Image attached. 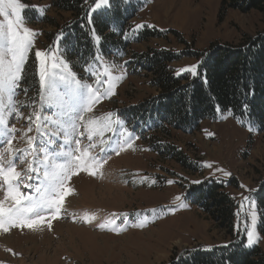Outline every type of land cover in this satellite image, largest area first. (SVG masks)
Returning <instances> with one entry per match:
<instances>
[{
  "label": "rangeland",
  "instance_id": "obj_1",
  "mask_svg": "<svg viewBox=\"0 0 264 264\" xmlns=\"http://www.w3.org/2000/svg\"><path fill=\"white\" fill-rule=\"evenodd\" d=\"M46 3L30 1L29 6H38L46 11L41 14L37 7H29L36 16L33 21L25 18L27 27L40 33L35 37L26 66L28 73L33 75L36 50L52 48L55 55L63 59L59 45L61 39L56 40L59 33L48 24H40L43 15L58 21L61 19L54 9L46 7ZM123 4L135 16L129 17L122 29L117 31L121 35L129 25L131 31L127 33V40L131 43L104 54L107 61H114L119 66L116 74L122 78L116 84L115 94L101 99L93 106L92 112L84 114L85 122L90 119L103 120L112 114L114 131L104 133L108 143L101 145L99 138H94L97 147L91 150L92 155L97 157L110 156L101 170L103 177L90 176L86 172L72 176L69 185L74 193L66 198V213L60 219L51 221V230L44 227L38 231L13 229L9 233H0V264H171L187 252L224 246L231 241L225 231L191 202L194 192L190 189L193 186L211 181H235L237 188H229L227 192L238 203L243 201L244 213L239 215L241 222H244V201H253L244 198L256 193L264 184V131L258 133L253 129L250 132L248 126L241 125L228 113L218 115L212 121H202L196 132L183 133L170 129L168 136L158 137L179 147L195 163V173L184 170L173 161H163L148 151L147 138L158 139L155 130L151 129L154 117L137 120L136 126L129 125L125 119L128 108L154 98L158 93L148 85V73L136 74L133 63L129 62L130 54L160 48L175 53L186 50L201 53L210 44L235 47L247 37H254L262 31V14L256 10L228 9L221 15L222 0H129ZM25 10L27 7L23 12L24 17ZM105 10L97 9L92 16ZM68 16L61 15L62 18ZM137 24L144 25L141 29L156 30L165 36L137 42L136 34H132ZM174 32L180 37H175ZM194 64H197L196 59L185 57L171 66L176 74V70ZM81 78L96 87L94 78H90L85 71ZM106 91V86L101 88L102 93ZM29 98H36V93L30 91L26 97L21 92L16 97L17 107H20L19 102ZM21 111L26 117L32 109L21 108ZM49 111L55 113L56 109L44 108L45 113ZM28 123L23 118L9 121L10 125L21 130L16 134L18 139L13 141L16 148L26 147L25 141L19 137ZM125 126L133 133L132 146L116 155L112 149L120 141L121 130ZM28 135L35 136L36 133L33 131ZM87 143L86 139L83 140L81 147ZM101 148L105 151L101 152ZM206 164L212 167H206ZM217 169L231 175L225 176ZM169 180L174 183L168 184ZM178 195L182 201L174 203ZM181 203L184 206H178ZM252 204L246 203L249 229L252 228L251 215L255 212ZM153 209L156 210L155 215ZM85 212L94 215L95 219L85 223ZM145 217L146 226H133ZM112 219L114 224L107 223ZM101 223L106 224L103 230L99 227ZM113 227L121 231L108 230ZM257 244L264 252V238L260 237Z\"/></svg>",
  "mask_w": 264,
  "mask_h": 264
},
{
  "label": "trees",
  "instance_id": "obj_2",
  "mask_svg": "<svg viewBox=\"0 0 264 264\" xmlns=\"http://www.w3.org/2000/svg\"><path fill=\"white\" fill-rule=\"evenodd\" d=\"M30 1L32 0H22L28 6ZM39 1H46V7L54 9L60 16L58 21L43 15L40 24L54 27L59 34L63 32L59 42L62 57L81 78L84 74L83 65L93 52L88 28L82 27L87 24L84 17L92 0H88V3L85 0ZM222 3L223 7L219 10L221 15L228 9L260 12L263 16L262 31L254 37H247L241 45L220 47L210 44L201 53L192 50L175 53L170 49L160 48L130 54L129 62L133 63L136 74L148 73V85L158 93L156 97L141 101L126 110L125 119L129 125L136 126L137 120L152 116L154 120L151 118V129L155 130V137L158 138L168 136L170 129L183 133L196 132L202 121H212L218 115L228 113L241 125L249 127L251 124L254 131H264V0H222ZM25 14V18L34 20L35 11H31L29 7ZM62 14L69 16L62 18ZM134 16V12H129V7L120 0H112L110 10L106 9L92 16L95 30L102 38L99 47L103 54L111 52V49H122L131 43L123 38L122 33L119 35L117 29H122L127 19ZM130 31V26L127 25L123 33ZM134 33L137 42L165 36L149 29H140L132 32ZM173 34L180 37L176 32ZM185 57L197 60L198 76L175 74L171 64ZM28 69L22 87H28L36 93L35 78L33 73H28ZM244 103L248 105L247 111L242 109ZM217 106L223 111H216ZM251 136L252 134L249 138ZM150 137L147 138L150 153L163 161H173L188 172H196L195 163L179 147ZM141 138L143 139L142 135ZM229 188H237L236 182L231 179L227 182H204L190 190L194 192L191 199L194 206L225 231L231 241L224 246L187 252L171 264H264V252L259 245L246 246V230L250 225L246 203L255 204L256 231L259 237L264 238V184L250 195L249 198L253 201H244L246 219L243 223L240 221L238 201L227 192Z\"/></svg>",
  "mask_w": 264,
  "mask_h": 264
},
{
  "label": "snow or ice",
  "instance_id": "obj_3",
  "mask_svg": "<svg viewBox=\"0 0 264 264\" xmlns=\"http://www.w3.org/2000/svg\"><path fill=\"white\" fill-rule=\"evenodd\" d=\"M121 2L127 3L129 0ZM85 3H88V0H85ZM26 7L38 8L28 6L22 0H0V233H9L13 229L38 231L44 227L51 230V221L60 219L62 214L66 213V198L74 193V189L69 185L72 176L86 172L90 176L103 177L101 170L110 156L97 157L92 155L91 150L97 147L93 142L94 138H99L101 145L108 143L104 139V133L114 131L112 114H108L103 120L90 119L87 122L84 114L92 112L93 106L101 99L115 94L116 84L122 78L116 74L119 66L114 61H107L99 49L102 38L95 30L92 19V13L97 9L110 10L111 0H92L84 17L87 24L82 27L88 28L93 52L84 63L83 69L90 78H94L96 87L78 77L71 70L69 63L58 58L52 48L47 51L36 50V98L19 102L20 107H17L16 97L21 92L27 97L31 90L22 87V84L27 76L26 66L29 54L34 48L35 37L40 34L27 27L23 16ZM38 11L43 14L46 9L38 8ZM89 25L91 27H88ZM143 27L144 25L137 24L132 31ZM122 35L127 39L126 33ZM62 36L63 32L57 35L56 40L59 41ZM197 69L198 64H194L176 70V74L180 76L188 73L196 77L199 75ZM105 86L107 91L102 93L101 88ZM45 107L54 108L56 111L45 113ZM21 108H31L32 111L24 117ZM242 109L248 110L247 103L242 105ZM216 111L223 110L217 106ZM21 118L29 122L19 137L26 143V147L22 149L13 144V141L18 139L16 134L21 130L9 124L10 119L18 121ZM248 130L253 131L251 124ZM33 131L35 136L28 135ZM85 139L88 143L81 147ZM132 139L133 133L126 126L123 127L121 139L112 151L119 155L120 151L131 148ZM100 151L104 152L105 149L101 148ZM205 166L212 167L211 164ZM217 171H222L225 176L231 175L223 169ZM167 183L171 185L174 181L169 180ZM175 201H182V197L176 196L173 202ZM178 206L184 205L181 203ZM251 207L254 208L255 204ZM152 212L153 215L156 214L155 209ZM94 219V215L84 213L85 223ZM146 221L145 217L133 226L144 227ZM107 223L114 224V219ZM256 223L257 215L253 212L252 228L246 230L248 247L260 240L255 231ZM99 227L103 230L106 224L101 223ZM108 230L117 233L121 231L118 227Z\"/></svg>",
  "mask_w": 264,
  "mask_h": 264
},
{
  "label": "water",
  "instance_id": "obj_4",
  "mask_svg": "<svg viewBox=\"0 0 264 264\" xmlns=\"http://www.w3.org/2000/svg\"><path fill=\"white\" fill-rule=\"evenodd\" d=\"M242 203H243V201H239V213L241 215L243 214Z\"/></svg>",
  "mask_w": 264,
  "mask_h": 264
},
{
  "label": "bare ground",
  "instance_id": "obj_5",
  "mask_svg": "<svg viewBox=\"0 0 264 264\" xmlns=\"http://www.w3.org/2000/svg\"><path fill=\"white\" fill-rule=\"evenodd\" d=\"M4 242H6V240H3ZM9 244V243H8Z\"/></svg>",
  "mask_w": 264,
  "mask_h": 264
}]
</instances>
